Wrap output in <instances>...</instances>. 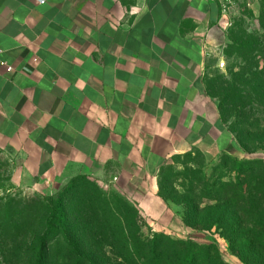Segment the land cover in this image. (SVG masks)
Segmentation results:
<instances>
[{"label": "crops", "instance_id": "crops-1", "mask_svg": "<svg viewBox=\"0 0 264 264\" xmlns=\"http://www.w3.org/2000/svg\"><path fill=\"white\" fill-rule=\"evenodd\" d=\"M227 35L212 0H0V146L32 176L107 177L154 230L187 231L159 174L239 152L206 82Z\"/></svg>", "mask_w": 264, "mask_h": 264}, {"label": "trees", "instance_id": "trees-1", "mask_svg": "<svg viewBox=\"0 0 264 264\" xmlns=\"http://www.w3.org/2000/svg\"><path fill=\"white\" fill-rule=\"evenodd\" d=\"M260 27L262 34L257 37L234 35L226 53L235 52L248 62L239 73L229 68L233 80L227 83L224 98L239 106L264 89V65L258 70L259 61L249 64L256 57L264 61V0ZM247 161L246 169L237 170L235 177L196 182L178 198H173L178 192L173 186L172 194L168 193L171 182L161 176L166 165L159 174V194L169 204L181 206L180 215L188 227L218 234L245 264H264V163L251 169L255 161ZM41 207H34L36 216L41 215L37 224L27 223L25 208L18 210L17 220L5 210L0 219V264H228L214 240L203 243L156 231L144 236L139 208L125 197L93 202L94 209L80 221L83 237L73 231L61 199ZM29 245L31 254L26 257Z\"/></svg>", "mask_w": 264, "mask_h": 264}, {"label": "rangeland", "instance_id": "rangeland-1", "mask_svg": "<svg viewBox=\"0 0 264 264\" xmlns=\"http://www.w3.org/2000/svg\"><path fill=\"white\" fill-rule=\"evenodd\" d=\"M260 14L261 0L233 1L226 16L227 23H229L227 43L220 53L225 61V66L217 67V57L212 61L206 73L207 90L217 101L223 120L235 135L239 152L236 155H222L216 160L207 159L200 151L173 156L161 174L171 182L168 193L172 194V186L177 189L178 192L173 195V198L182 196V192L196 182H213L223 175H225L224 180L235 177L237 170L246 169L247 160L255 161L254 165H250L251 169L257 167L255 165L264 163V89L263 92H258L259 96L254 97L244 106H239L228 98H224L227 83L233 80L229 68L234 73H239L248 63L238 57L235 52L226 55L232 44L231 39L233 40L234 35L245 38L244 33L255 37L262 34ZM255 61L257 64L259 61L258 70H260L264 65L263 59L256 57L249 64H254ZM253 70L255 71L256 68ZM10 149L0 146V219L5 217V210H10V214L14 216L13 219L17 220L19 218L18 210L25 208L28 213L27 223L37 224L39 220L36 219L41 215L36 216L34 207L42 209L41 206L45 203L61 199L65 204L73 231L78 237H81V218L87 216L94 209L90 207L93 202L100 200L115 202L125 197L107 177L89 175L48 179L29 175L25 171L22 159ZM245 149L254 152L248 154ZM170 204L176 212L181 213V206L175 203ZM174 228L172 233H165L177 238L181 236L184 239L193 238L203 243L214 240L225 262L245 264L231 252L228 241L218 234L197 231L190 227L187 231L181 227L175 226ZM154 231L163 232L154 230L144 221L143 235L148 236ZM1 238L0 231V256L3 252ZM30 247L29 245L28 250L25 248V251L27 250L26 257L31 254Z\"/></svg>", "mask_w": 264, "mask_h": 264}, {"label": "built area", "instance_id": "built-area-1", "mask_svg": "<svg viewBox=\"0 0 264 264\" xmlns=\"http://www.w3.org/2000/svg\"><path fill=\"white\" fill-rule=\"evenodd\" d=\"M40 3H44L45 0H38ZM214 2H216L217 4H219L220 8H221V12H222V15L224 17L227 16V11L228 9L231 7L232 3L234 0H212ZM228 26H229V23H227ZM1 50H0V55H1ZM0 65H5V63L3 61H1V58H0ZM225 66V61L223 59H221L218 63V67L219 68H223ZM8 69L9 70H12V67L11 66H8Z\"/></svg>", "mask_w": 264, "mask_h": 264}]
</instances>
